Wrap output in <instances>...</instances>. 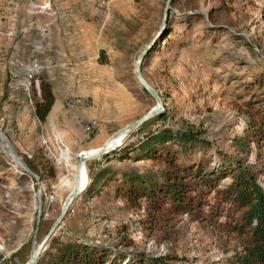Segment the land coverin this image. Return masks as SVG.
Instances as JSON below:
<instances>
[{
	"label": "rangeland",
	"instance_id": "1",
	"mask_svg": "<svg viewBox=\"0 0 264 264\" xmlns=\"http://www.w3.org/2000/svg\"><path fill=\"white\" fill-rule=\"evenodd\" d=\"M166 2L0 0V264H24L58 218L75 157L156 107L136 82L134 66L160 32ZM155 44L140 73L158 93L165 119L108 159L86 163L87 179L107 169L112 180L105 185L110 177L103 176L72 201L40 255L53 240L129 261L143 255L177 264H229L239 250L219 227L234 222L225 206L212 221L204 207L200 219L180 215L175 227L148 228L144 202L132 207L115 197L114 180L159 165L112 157L148 130L170 129L194 137L202 148L193 155L210 165L239 161L260 170L264 187V142L259 148L245 142L254 123L246 107L250 86L264 75V0H172ZM41 80L53 95L43 122L35 116Z\"/></svg>",
	"mask_w": 264,
	"mask_h": 264
},
{
	"label": "trees",
	"instance_id": "2",
	"mask_svg": "<svg viewBox=\"0 0 264 264\" xmlns=\"http://www.w3.org/2000/svg\"><path fill=\"white\" fill-rule=\"evenodd\" d=\"M157 45L150 52H155ZM150 52L144 59L149 57ZM263 80L264 75L251 84V88L255 86L250 89L253 95L246 103L254 123L249 126L250 133L245 137V142L248 141L247 144L252 143L257 148L264 142V100L262 102L260 99V96L264 98ZM38 94L35 116L43 122L53 104L50 85L41 80ZM164 119L165 115L161 114L146 122L127 141L135 133H140L147 126ZM198 144L194 137L179 131L148 130L140 140L129 143L127 151L121 153L120 149L113 153L112 158L119 161L128 158L145 160L159 166L144 174H121L120 180H114L115 197L132 207H139L143 201L151 224L148 228L156 225L164 229L175 227L176 217L180 215L188 216L192 220L200 219L203 217L204 207L208 208L207 218L212 221L222 216L225 206L230 214L235 215L234 222L232 225L219 227L227 234H232L239 247L229 264H264V187L257 180L260 170L246 167L239 161L228 162L227 165H210L203 157L193 155L201 147ZM258 153L260 156L261 150ZM130 154L134 155L131 157ZM104 157L108 159L107 155ZM36 161L37 158L32 159L38 165ZM43 172L45 179L50 176V169L44 168ZM103 176L110 177L108 181L104 180L105 185H108L113 172L106 169L91 173L84 193L90 192L92 185ZM52 242L53 246L39 255L35 264H177L169 257L151 258L142 255L129 261L122 255L76 241Z\"/></svg>",
	"mask_w": 264,
	"mask_h": 264
},
{
	"label": "water",
	"instance_id": "3",
	"mask_svg": "<svg viewBox=\"0 0 264 264\" xmlns=\"http://www.w3.org/2000/svg\"><path fill=\"white\" fill-rule=\"evenodd\" d=\"M172 0H167L164 12H163V18H162V25L161 30L157 34V36L146 46V48L142 51V53L137 57L135 61L134 66V77L138 85L154 100L156 107L150 110L146 115L140 117L133 123L129 124L128 126L116 131L113 133L102 145L99 147L95 154L83 157L80 155H77L75 157L76 159V165L74 167L73 177H72V188L69 193V195L66 197L65 201L63 202L60 210V214L58 218L50 225L48 231L43 236V238L40 240V242L36 245V247H32V250L29 254L28 260L24 264H35L38 260V257L42 250L44 249L45 245L47 244L48 240L50 239L51 235L54 233V231L61 225L66 212L72 203L74 199H76L80 195L81 190V171L85 170L86 163L94 160H99L103 156L110 154L111 152L118 149L129 137L130 135L135 132L137 129H139L142 125H144L146 122L152 120L153 118L157 117L158 115H161L163 113V104L162 101L158 95V93L152 88L150 85H148L144 79L141 76L140 73V65L145 58V56L148 54V52L151 50L152 46L154 45V42L157 38L161 36L162 29L164 28V22L167 17V13L169 10V6L171 4ZM122 139V140H121ZM121 140V141H119ZM119 143L115 146L110 148L111 144L118 142ZM19 162L20 159L17 158ZM23 164V162H21ZM24 169H27L25 165L23 164ZM87 181V179H86ZM33 243H35V240L33 238Z\"/></svg>",
	"mask_w": 264,
	"mask_h": 264
},
{
	"label": "bare ground",
	"instance_id": "4",
	"mask_svg": "<svg viewBox=\"0 0 264 264\" xmlns=\"http://www.w3.org/2000/svg\"><path fill=\"white\" fill-rule=\"evenodd\" d=\"M121 140H119V141H121ZM119 141L111 144L110 148L115 147L119 143ZM95 152H96V150L95 151H92V152H83V153H81V156H83V157L90 156V155L95 154ZM86 179H87L86 170H82L81 171V190H80V195L82 193H84V191L86 190L87 182H88V179H87V181H86Z\"/></svg>",
	"mask_w": 264,
	"mask_h": 264
}]
</instances>
